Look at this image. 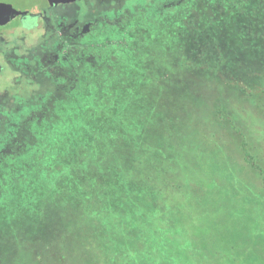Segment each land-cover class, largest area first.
<instances>
[{
    "label": "rangeland",
    "instance_id": "374dc122",
    "mask_svg": "<svg viewBox=\"0 0 264 264\" xmlns=\"http://www.w3.org/2000/svg\"><path fill=\"white\" fill-rule=\"evenodd\" d=\"M164 1L172 0H146L150 6L139 11L135 30L126 25L121 47L107 52L105 62L97 56L88 76L74 82L71 98L54 99L44 114L6 116L13 123L42 115L56 122L31 119L37 140L25 137L3 158L22 160L19 184L6 180L1 189L0 264H51V250H44L63 236L69 256L90 258L102 241L90 237L104 233L97 224L115 236L118 224L158 209L163 227L183 226L198 238L207 224L202 210L217 205L213 192L199 190L203 177H222L231 166L238 176L246 173L233 163L240 159L232 152L239 142L229 133L235 128L217 124V117L244 131L241 121L253 120L264 137V118L252 113L250 99L233 95L235 84L249 85L264 71V0H182L163 9ZM26 89L20 88L24 99ZM219 109L224 114L216 116ZM6 132L14 137L17 129L6 125ZM25 148L39 149L36 176L25 171L33 160ZM165 174L195 186L162 189ZM109 243L112 251L122 248L118 239Z\"/></svg>",
    "mask_w": 264,
    "mask_h": 264
},
{
    "label": "trees",
    "instance_id": "16d2710c",
    "mask_svg": "<svg viewBox=\"0 0 264 264\" xmlns=\"http://www.w3.org/2000/svg\"><path fill=\"white\" fill-rule=\"evenodd\" d=\"M98 77L102 79L101 75ZM253 78H255L254 81L249 85L246 83L245 86L235 84L233 95L236 99L239 96L245 99L249 98L255 108L252 113L263 119L264 71H257ZM104 83L105 81H102V83H98V86L100 87V84ZM68 101L69 99L59 103L58 106ZM220 113L224 114V111L219 109L215 114L218 116ZM33 118H37L40 124L56 122L45 119V115L28 118L19 116L15 123L6 120L7 126H14L17 129L16 136H7L6 128L0 131V144L5 145V152L0 153V201L6 198V194L1 190L6 186V180H9L12 185L19 184L16 174L20 170L16 174L15 172L20 165L19 161L22 160L19 155L8 158L7 161L3 158L6 157L7 151L19 146L25 137L30 141L35 138L28 129ZM217 118V124L223 122L225 125H233L235 128V132L229 131V133H233L239 142L232 152L239 155L240 159L238 161L234 159L233 163H241V168H246V173L241 175L242 177L238 176V168L235 169L234 166H231L226 169L222 177H213L211 180L203 177V184L201 181L199 190H204L206 193L213 192L212 194L215 195L213 201L217 202V205L214 207L213 202L211 207L202 210V219L207 221V224L200 230L198 238L188 237L189 229L183 228V226L163 227L158 222L164 216L162 209L150 212L151 216L147 215V211L138 212L134 216L136 221L131 217L133 221L128 220L129 222L126 224H118V227H121V232L115 236L108 228H102L99 226L100 224H97L95 230H103L104 233L95 239L93 238L94 234L90 237L93 240H102L94 248L90 258L81 254L77 256L78 258H72L66 253L69 245L64 241V236L58 242L54 239V243L49 246L51 249L44 250V252L51 250L48 252L50 255H46L48 258L50 257L51 264H264V147L260 145L264 144V137L261 139L263 135L258 134V132H262V128L260 125L257 126L253 120L241 121L246 128L244 131L232 122L221 121L220 116ZM224 124H222V128L228 129ZM255 138L256 141L258 139L260 141L254 142ZM36 144L34 145L36 146ZM39 149L35 152H32V148L29 151L26 149V156L30 157L31 155L33 158V160H29V168L25 169L30 177L31 175L36 176L40 170L34 161L40 154L38 153ZM42 162L43 160L41 164ZM48 169L51 168L48 167ZM168 176V174L163 176L165 178L162 179L164 186L162 189L182 191L195 186L192 179H186L184 181L186 184L183 185L175 183ZM169 203L167 199V204L169 205ZM152 218L155 221H151ZM222 223L223 226H221ZM52 233L56 234L54 228ZM113 239H118L122 244L119 252L112 251L108 247L109 242ZM83 242L78 244L80 249L84 246ZM57 250L60 252L58 253ZM41 259L43 260V257L38 255L39 263Z\"/></svg>",
    "mask_w": 264,
    "mask_h": 264
},
{
    "label": "flooded vegetation",
    "instance_id": "af4514ba",
    "mask_svg": "<svg viewBox=\"0 0 264 264\" xmlns=\"http://www.w3.org/2000/svg\"><path fill=\"white\" fill-rule=\"evenodd\" d=\"M145 2L7 0L6 7L0 0V131L6 116L44 114L54 99L70 97L74 82L88 76L97 56L105 62L107 52L121 47L126 25L135 30L139 11L150 6ZM103 64L100 69L107 68ZM21 86L27 88L25 99Z\"/></svg>",
    "mask_w": 264,
    "mask_h": 264
},
{
    "label": "water",
    "instance_id": "95a60500",
    "mask_svg": "<svg viewBox=\"0 0 264 264\" xmlns=\"http://www.w3.org/2000/svg\"><path fill=\"white\" fill-rule=\"evenodd\" d=\"M3 2H5V0H3ZM6 7H7V0H6Z\"/></svg>",
    "mask_w": 264,
    "mask_h": 264
}]
</instances>
